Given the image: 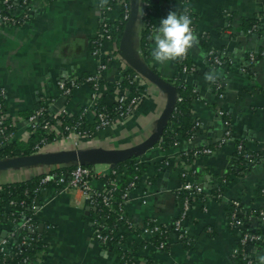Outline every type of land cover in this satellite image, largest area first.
Wrapping results in <instances>:
<instances>
[{"label": "crops", "instance_id": "0c3cea01", "mask_svg": "<svg viewBox=\"0 0 264 264\" xmlns=\"http://www.w3.org/2000/svg\"><path fill=\"white\" fill-rule=\"evenodd\" d=\"M98 3L99 0H31L24 23L0 25L3 112L14 123L17 138L24 139L26 130L20 113L33 111L39 102L46 103L52 113L64 106L71 115L90 103L88 85L82 84L65 100L56 82L81 79L96 68L93 39L103 20L115 25L120 14L116 0H109L104 9H98ZM144 5L145 18L140 14ZM184 7L194 17L193 28L199 41L186 58L191 67L178 71V62L157 64L150 56L151 40L144 59L140 45L143 22L159 26L170 11L182 14ZM134 9L120 35L100 45L111 53L107 54L101 89L110 103L113 98L109 87L114 78L129 69L139 74L137 86L143 88L145 96L124 121L94 132L82 150L118 151L141 145L157 132L166 108L168 93L163 84L173 92L174 83L190 85L195 94L190 109L191 120L197 122L195 133L167 147L161 146L159 133L152 146L138 156L148 166L124 206L126 216L137 227L148 218L156 223L174 219L180 210L175 195L181 183L179 170L184 166L180 154L201 146L212 147L210 155L196 157L185 167L190 169V181L203 190V196L191 200L183 221L189 245L170 232L163 250L145 244L133 264H237L231 251L238 236L228 227V201H237L243 212L264 211V27L261 34L240 29L241 21L264 13V0H135ZM210 51L227 66L213 67L207 61ZM249 52L256 56L250 64ZM124 55L146 67L161 84L133 69ZM209 72L217 75L214 83L205 80ZM222 118L227 120L230 132L223 141ZM234 141L242 143L253 162L242 164L236 160ZM52 152L57 151L46 148L39 154ZM66 164L69 163H28L0 168V183L24 180L48 167ZM95 164L102 165L97 171L100 173L108 166L103 161L95 162L90 165L94 171ZM99 183L95 180L91 185L96 188ZM213 187L219 188L222 199L210 193ZM34 219L38 232L44 231V247L33 264H120L116 254L90 239L89 208L79 192H57L51 184L46 185L39 193ZM247 220L246 227L263 237V244L246 246L259 264L258 257L264 255V218L250 215ZM15 228L9 222L0 223V241L11 245Z\"/></svg>", "mask_w": 264, "mask_h": 264}, {"label": "built area", "instance_id": "2783aa9c", "mask_svg": "<svg viewBox=\"0 0 264 264\" xmlns=\"http://www.w3.org/2000/svg\"><path fill=\"white\" fill-rule=\"evenodd\" d=\"M120 6L121 20H127L129 16V3L128 0H116ZM30 0H0V25H21L25 22L28 17ZM186 8V7H184ZM19 14V15H18ZM18 15V17H15ZM114 26L102 21L98 33L95 35L93 42L96 40V46L93 47L92 53L97 55L98 63L96 68L89 74L85 75L82 80L76 81L77 79H67V80H58L56 82V87L59 90V93L65 100L70 97L71 93L76 90L82 84H86L90 88V103L87 105H82L81 114L84 116L86 121L91 122L96 120L94 125V131L89 133L86 129H83L79 124H72L70 126H64L63 129L65 133L59 132V124L55 122L54 124H48L47 122L43 123V128H48L51 131H54L55 137L49 143H42L41 145L35 146L36 151L33 154L43 153L46 148H53L56 151H77L81 150L91 139L92 135L96 131H100L105 128H110L112 126L118 125L124 119L129 117L136 107L141 103L145 94L144 90L134 94L131 97L125 95L124 88H119L117 84H114L109 87L112 92L113 101L116 102L114 111L111 115L107 114L104 111L95 112L93 106L95 105L99 96H102V77L104 71L107 68L108 56L111 54L110 51H104L100 48V45L104 41L112 40V36L109 33V29ZM143 27H148L149 30H154L155 24L144 21ZM211 56V62L216 65H221L224 61L220 60L217 56L213 55L210 51L208 56ZM255 55L251 52L248 53L247 63H252L255 59ZM122 71H128L129 82H133L137 86L139 81V74L133 72L129 69H123ZM182 71H186L185 67L182 68ZM121 71L118 73L121 75ZM220 96V95H219ZM3 98L4 90L0 88V147L4 141H9L12 139L24 140L27 136L25 130L24 139L16 137V131L11 132L7 131L6 127L9 125L4 124L5 114L3 112ZM176 101H180V97H175ZM43 107H39L32 112L28 118L24 120L26 126L34 127L35 119L43 111ZM64 106L59 110V112L53 113V116L66 118L71 115ZM79 110V109H78ZM77 113V112H76ZM218 115H223L222 111H218ZM222 141L229 138V126L225 118H222ZM11 125L15 127L14 123L11 122ZM197 125V122L194 123V126ZM192 137V136H191ZM189 137V138H191ZM3 141V142H2ZM176 142H173V145ZM235 151L239 154L246 162H253V156L246 150H244L243 145L240 141L234 144ZM213 152V149L208 146H201L193 149L192 155L195 156H208ZM182 161V160H181ZM113 166H107L106 171L100 173L94 171L92 168H87L80 164L79 162H73L72 167L68 171L54 172L51 167H48L40 174V182L45 184L42 188L37 189L36 191L40 192L46 185L51 184L55 187L57 192H79L83 200L85 201L87 207L90 211L95 212L96 218L90 221L91 231L90 239L98 244L99 246H105L109 242L114 243V245L120 249H123L122 254L119 256L120 264H133L135 259H132L130 262H127L124 259V255H131V250L126 247L123 241H143L147 245H151L150 238L154 235H163L162 240L159 241L157 245L153 248L155 250H163L166 247L167 235L172 232L175 234L176 239L180 242L187 243L188 235L186 230L183 227V221L186 216V213L189 209V204L191 200L196 196H203V190L200 185L195 184L190 181L187 173L190 169H185L188 165L183 166L179 170V176L181 178V183L179 189L175 192L178 194L179 191H185L187 194L182 198L180 202V210L178 215L172 219V221L165 223H156L154 219L148 218L143 224H141L138 229H134L135 224L126 216L124 212V206L128 200L129 192L135 188V181H130L126 184L123 192L120 195V201L113 205L112 192L116 188L115 180L113 178L102 181L100 177L108 172V169ZM114 171L111 170V174ZM99 181L98 187H93L91 185L92 181ZM175 194V195H176ZM214 197L222 199L221 193L217 192ZM11 204V202H8ZM230 205L232 210L228 214V227L237 232V243L236 246L232 249V257L241 256L244 259L245 264H258L255 258L250 255L247 251L246 246L250 243L253 244L256 241L260 240V236L252 231H250L246 226L242 224L241 218L236 217V207L238 206L237 201L230 200L227 203V206ZM99 206H102L106 209L108 214H113L114 220L111 226H108L106 221V215L98 214ZM34 211H36L37 206H31ZM258 216L264 218V211H258ZM18 228L27 230L30 234L34 233V226L29 222V218L24 219L19 222ZM29 234V235H30ZM131 235V236H130ZM32 236V235H31ZM28 236V240H31L32 237ZM132 239L130 240V238ZM27 239L21 240L19 245H27ZM14 245H9L5 240L0 241V254L5 255L10 252ZM33 260V259H32ZM30 260L29 264L34 262ZM21 263L26 264L27 259L23 257ZM36 263V262H35Z\"/></svg>", "mask_w": 264, "mask_h": 264}, {"label": "trees", "instance_id": "16d2710c", "mask_svg": "<svg viewBox=\"0 0 264 264\" xmlns=\"http://www.w3.org/2000/svg\"><path fill=\"white\" fill-rule=\"evenodd\" d=\"M185 9L186 8L182 9V14L184 13ZM146 11H147V7L144 5L143 6L144 18ZM187 14L191 17L192 22H194V17L189 10H187ZM18 15H16L15 17H18ZM120 18H121V12L119 14L117 22L114 23L115 25L109 29V33L112 36V39L120 35L121 29L124 25L123 23L126 21V20L122 21ZM263 27H264V13L258 16V18H251L247 21H241L240 24V29L243 32H248V33L261 34V30ZM152 31L149 30L148 27H143L140 45L144 59H146L145 56L148 55L147 47L150 41L148 37L152 33ZM95 46H96V40L95 42L92 43V48ZM209 57L211 58L210 55L207 56L208 58L207 61L211 65H213V67H215L216 64H213ZM225 66H227L226 62L220 65V67H225ZM183 67H185L186 70L188 67H191V63H188L186 59L183 60L182 62L177 63L178 71H182ZM121 73L122 76L118 75L117 78L115 77L112 82V85L117 84L119 88H124L125 95H127L128 98L138 92L143 91L142 87L136 86L131 81L129 82V78L127 76L128 71H121ZM81 80L82 78L77 79L76 81L80 82ZM173 85H174V94H175L173 105L165 121V124L161 130L162 147L171 146L173 142L177 143L182 139H187L195 133V126L190 117L191 101L195 97L193 88L188 84L174 83ZM109 91L111 92V89H109ZM176 96H179L181 98L180 101H176L175 99ZM115 105L116 102H114L113 100L110 103H107L105 100V94H103L102 96L98 97L95 105L93 106V109L95 110V112L104 111L107 114L111 115L114 111ZM39 107H43L44 109L41 112V114L36 117L34 127L26 126L27 136L25 137L24 140H18L15 138L9 141L7 140L4 142L2 141L3 144L0 147V161L5 159L32 155L36 151L35 146L41 145L42 143H49L50 141H52V139H54L55 137V133L54 131H51L48 128L42 127L43 123L45 122H47L49 125L58 122L60 126L59 128L60 133L66 132L63 129L64 126H70L72 124L74 125L77 123L81 128L86 129L89 133H92L94 131V125L96 124V120H93L91 122L86 121L84 116L81 114L82 107L79 108L75 116H68L66 118L64 117L60 118L58 116L54 117L53 113L49 110L47 104L44 102H39L34 110H36ZM33 111L21 112L20 113L21 118L25 120L26 118H28V116L32 114ZM3 121L4 124L9 125L6 127L7 131L14 132L16 130L15 127L11 125V120L9 118L5 117ZM237 142L234 141V144H236ZM192 151L193 150L184 151L180 154V158L182 159L183 164L188 165L196 157H199L192 155ZM234 155L238 162L240 161L242 162V164H244L245 160L239 154H237L236 151L234 152ZM82 165L87 168H90L89 164H82ZM147 166L148 163L140 161L138 157H127L115 161L113 167L109 168L108 172H106L100 177V180L104 182L111 178L115 180L116 188L112 192L113 205H115V203L120 201V195L123 192L126 184L130 181L137 182V179L145 172ZM71 167H72V163H69L63 166H52L51 169L54 172H62V171H68ZM111 170L114 171L113 174H111ZM41 176L42 174L39 173L24 180L0 183V223L9 222L15 225L16 227L15 228L16 232L13 234V237L11 239L12 240L11 244L14 245V247H12L11 251L6 253L5 255L0 254V264H24L21 263V259L23 257H26L27 259L26 264H29L28 261L32 259H36V257L39 255L38 252L42 250V248L44 247L41 241V238L44 235V231L42 232V230H40L38 232L37 230L38 225L34 219L35 211L31 207L32 205L37 206L39 202L40 192L36 190L42 188L46 184V183L42 184L40 182ZM217 192H220L218 187H213L210 190V193H212L213 195H215ZM186 194L187 193L185 191H179L178 194H176V200L179 203V205L182 198ZM8 202H11V204H9ZM231 210L232 207L228 205L227 208L228 214L230 213ZM97 213L101 215L102 214L106 215L107 217L105 223L108 226L112 225V222L114 220L113 214H108L106 209L103 208L102 206H99V211H97ZM250 215L254 217L258 216V210L253 213H248L242 211L241 205H238L236 207V217L241 218L242 224L244 226L247 225L248 223L247 218ZM89 217L90 220L96 218L95 212L89 210ZM27 218H29V222L34 226L35 231L33 234H30L25 229H20L17 227L18 226L17 223ZM134 229L136 230L138 229V227L135 225ZM252 232L257 234V231H252ZM163 235L161 234L154 235L150 238V242L153 247L157 245L160 240H162ZM28 236H31L32 239L28 240L29 238ZM259 236L261 238L256 242L259 244H263L262 241L263 237L261 235ZM24 239L28 240L27 245L24 244L19 245L20 241ZM189 241L190 238L188 237V241L184 245L188 246ZM111 242L101 247L116 254L119 258V256L122 254L121 252L123 251V249L116 247L114 243ZM123 243L126 245L127 248L131 250V255H124V259H126L127 262H130L132 259L136 258L138 255V250L145 245L143 241H139V242L123 241ZM233 258L237 264H245V261L244 259L241 258V256H235ZM38 264H45V263L40 262Z\"/></svg>", "mask_w": 264, "mask_h": 264}, {"label": "water", "instance_id": "95a60500", "mask_svg": "<svg viewBox=\"0 0 264 264\" xmlns=\"http://www.w3.org/2000/svg\"><path fill=\"white\" fill-rule=\"evenodd\" d=\"M129 16L133 17L135 0H130L129 2ZM124 58L128 64L135 69L137 72L146 77L149 81L155 84H161V81L156 78L146 67L141 64H138L133 59L124 55ZM163 87L167 91V105L164 112L161 115V119L158 123L157 132L154 136L139 146H136L132 149L118 150V151H108V150H77V151H57L46 154H33L29 156L5 159L0 161V168L16 166L21 164L36 163V164H56V163H70V162H79L80 164H94L95 162L103 161L108 163L109 166H113L114 162L120 159L127 157H138L145 149L152 146L154 141L157 140L159 133L161 132L165 121L171 111L173 101H174V92L173 89L163 84ZM264 223V221H263Z\"/></svg>", "mask_w": 264, "mask_h": 264}, {"label": "clouds", "instance_id": "9594fccd", "mask_svg": "<svg viewBox=\"0 0 264 264\" xmlns=\"http://www.w3.org/2000/svg\"><path fill=\"white\" fill-rule=\"evenodd\" d=\"M109 0H99L98 9H104ZM143 15V13H140ZM192 19L185 9L183 14L170 11L166 18L155 26L148 39L153 41L150 51L151 58L159 65L166 66L169 62H182L191 49L198 45V37L192 26ZM138 24V23H137ZM134 24L133 26H137ZM205 80L215 82L217 75L213 72L205 74ZM259 264H264V255L258 257Z\"/></svg>", "mask_w": 264, "mask_h": 264}, {"label": "rangeland", "instance_id": "374dc122", "mask_svg": "<svg viewBox=\"0 0 264 264\" xmlns=\"http://www.w3.org/2000/svg\"><path fill=\"white\" fill-rule=\"evenodd\" d=\"M94 168H95V171H98L99 169H102V165L95 164Z\"/></svg>", "mask_w": 264, "mask_h": 264}]
</instances>
